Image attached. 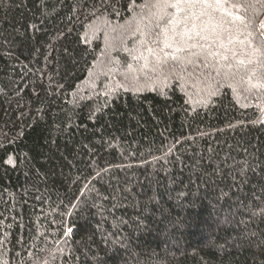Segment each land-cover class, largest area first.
<instances>
[{
    "label": "trees",
    "instance_id": "obj_1",
    "mask_svg": "<svg viewBox=\"0 0 264 264\" xmlns=\"http://www.w3.org/2000/svg\"><path fill=\"white\" fill-rule=\"evenodd\" d=\"M143 3L0 0V264H264L259 65L149 71Z\"/></svg>",
    "mask_w": 264,
    "mask_h": 264
},
{
    "label": "snow or ice",
    "instance_id": "obj_2",
    "mask_svg": "<svg viewBox=\"0 0 264 264\" xmlns=\"http://www.w3.org/2000/svg\"><path fill=\"white\" fill-rule=\"evenodd\" d=\"M254 2L264 6V0H254ZM252 3L253 0H144V3L139 6L141 9L137 13L139 19L132 31L139 32L141 36L148 38L147 52L154 57L149 71L159 72L161 69L167 68L175 73L179 65L191 63L190 60L186 61L178 53L186 54L195 48H205L201 41L210 39L208 24L211 23L213 35L216 34V29L240 32L241 26H243L247 33L246 41L251 52L249 59L236 60V63L241 66V68H237V72L243 70L246 73L240 77V82L250 84L251 78L257 76V68L252 67L254 64L259 65V76L264 80V20H261L258 25H254L252 19L233 12V9L238 12L242 8L247 11ZM145 9H147V13L144 12ZM133 10L135 11V8ZM217 13L219 15H216ZM144 20H147L148 23L142 29L140 24ZM198 21L200 23H197ZM139 43L144 45L145 40L141 39ZM161 44L162 46H160ZM220 46L224 47L222 43ZM168 49L171 51H167ZM227 51L225 53L209 51L206 53V57H217L218 63L236 57V53L233 52L230 58ZM132 58L145 61L141 70L148 68L147 56H133ZM128 67L131 68L132 65L129 64ZM227 67L231 70L233 65L228 64ZM252 86L256 87V85ZM261 86L264 87V85ZM70 231L71 229L68 230V232Z\"/></svg>",
    "mask_w": 264,
    "mask_h": 264
},
{
    "label": "rangeland",
    "instance_id": "obj_3",
    "mask_svg": "<svg viewBox=\"0 0 264 264\" xmlns=\"http://www.w3.org/2000/svg\"><path fill=\"white\" fill-rule=\"evenodd\" d=\"M216 15H219L217 13ZM197 23H200L199 21ZM225 27H228L225 25ZM209 29V36L210 39L206 40L207 46L206 48L208 50L212 51H219L220 53H225L227 51V55L232 56V53H236V58L238 59H249V50H248V44L241 43L239 37L237 34H233L229 31H224L223 29H216V34H212V24H208ZM231 41V43H229ZM209 42V43H208ZM221 43L224 45V47H221ZM167 51H171L168 49ZM189 59V58H186ZM212 95V91L206 92L203 87L201 86H193L192 89L186 92V97L189 102L195 105H202L207 104V102L210 100V97ZM264 106V104H263ZM262 106V107H263ZM261 118L264 119V108L261 110Z\"/></svg>",
    "mask_w": 264,
    "mask_h": 264
}]
</instances>
